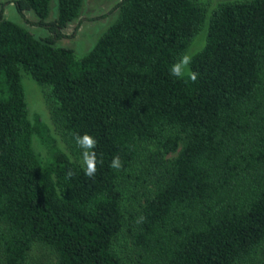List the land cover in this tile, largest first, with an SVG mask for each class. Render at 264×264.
Listing matches in <instances>:
<instances>
[{
  "label": "trees",
  "instance_id": "trees-1",
  "mask_svg": "<svg viewBox=\"0 0 264 264\" xmlns=\"http://www.w3.org/2000/svg\"><path fill=\"white\" fill-rule=\"evenodd\" d=\"M84 1L56 0L49 20L52 0H15L43 37L0 11V264H38L43 249L53 264H264V0L211 13L198 0H121L78 55L57 42ZM204 29L197 81L174 78ZM25 73L71 154L30 117ZM84 133L103 159L93 178L74 140ZM129 176L145 190L132 208Z\"/></svg>",
  "mask_w": 264,
  "mask_h": 264
},
{
  "label": "rangeland",
  "instance_id": "rangeland-1",
  "mask_svg": "<svg viewBox=\"0 0 264 264\" xmlns=\"http://www.w3.org/2000/svg\"><path fill=\"white\" fill-rule=\"evenodd\" d=\"M15 0H0V11L4 7V12L7 18L21 24L25 28L34 33L36 37H43L48 34V31L33 24L38 20V16L34 11H27L23 15L20 14L14 4ZM121 0H85L79 17L69 24L64 30L66 37L57 42L59 46L72 48L78 55L86 54L97 43L99 38L106 32L109 26L114 23L120 15V8L118 3ZM208 7L211 13L216 7L222 3L232 2L236 0H198ZM56 0H52L51 11L48 19H54L58 14ZM5 5V6H4ZM206 42V29L195 37L190 47L185 53L194 56ZM27 102L30 110V117L33 119L36 114L41 115L42 119L51 127L52 133L62 147L69 154L61 134L55 128L50 108L46 97V89L41 87L30 75L24 74L23 77ZM73 159L75 157L71 155ZM136 176L126 177L124 188V199L127 208L139 206L145 198V190L142 188L143 181L138 180ZM121 237L119 240L123 246H129V239ZM131 246V244H130ZM39 257L36 262L38 264H53L56 258L49 253L48 250L43 249L36 252Z\"/></svg>",
  "mask_w": 264,
  "mask_h": 264
},
{
  "label": "clouds",
  "instance_id": "clouds-1",
  "mask_svg": "<svg viewBox=\"0 0 264 264\" xmlns=\"http://www.w3.org/2000/svg\"><path fill=\"white\" fill-rule=\"evenodd\" d=\"M191 63V55L187 53L182 54L180 58L170 66V75L178 79L187 77L191 82L195 83L198 79L199 73L191 69ZM74 140L76 145L82 150L81 156L84 174L89 178H93L97 173L98 165H103V159L98 158L97 152L95 151L98 141L93 135L89 133H84L83 135H74ZM122 166V161L119 155L113 157L110 167L119 170L122 168ZM74 175L75 173L71 170H69L67 173L68 178H72Z\"/></svg>",
  "mask_w": 264,
  "mask_h": 264
}]
</instances>
